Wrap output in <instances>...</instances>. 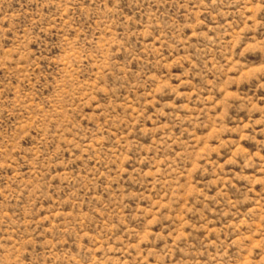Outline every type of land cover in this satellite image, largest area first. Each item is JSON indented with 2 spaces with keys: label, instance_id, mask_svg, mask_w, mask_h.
<instances>
[{
  "label": "rangeland",
  "instance_id": "obj_1",
  "mask_svg": "<svg viewBox=\"0 0 264 264\" xmlns=\"http://www.w3.org/2000/svg\"><path fill=\"white\" fill-rule=\"evenodd\" d=\"M0 264H264V0H0Z\"/></svg>",
  "mask_w": 264,
  "mask_h": 264
}]
</instances>
